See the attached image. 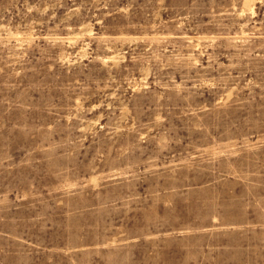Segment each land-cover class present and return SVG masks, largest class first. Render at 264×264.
Returning <instances> with one entry per match:
<instances>
[{"label":"rangeland","instance_id":"obj_1","mask_svg":"<svg viewBox=\"0 0 264 264\" xmlns=\"http://www.w3.org/2000/svg\"><path fill=\"white\" fill-rule=\"evenodd\" d=\"M0 264H264V0H0Z\"/></svg>","mask_w":264,"mask_h":264}]
</instances>
